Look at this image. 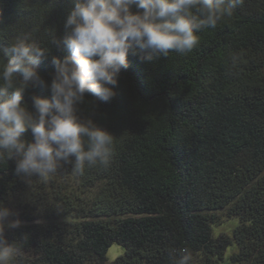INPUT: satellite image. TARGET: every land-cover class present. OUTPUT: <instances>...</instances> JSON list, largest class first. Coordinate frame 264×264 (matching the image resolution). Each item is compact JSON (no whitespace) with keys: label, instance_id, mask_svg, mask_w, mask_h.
I'll use <instances>...</instances> for the list:
<instances>
[{"label":"trees","instance_id":"trees-1","mask_svg":"<svg viewBox=\"0 0 264 264\" xmlns=\"http://www.w3.org/2000/svg\"><path fill=\"white\" fill-rule=\"evenodd\" d=\"M70 8L0 0V43L22 32L62 36ZM198 35L186 55L129 56L116 97L97 101L95 122L115 136L107 169L78 178L65 170L30 186L13 162L0 163V202L22 221L8 237L28 236L21 264H106L112 244L124 253L111 264H167L168 247L190 248L194 264H220L232 240L214 239L211 224L231 218L239 251L230 264H264V0H244ZM66 54L51 47L50 56ZM38 71L49 80L53 69L46 60ZM33 92L48 95L37 88L26 99Z\"/></svg>","mask_w":264,"mask_h":264},{"label":"clouds","instance_id":"clouds-1","mask_svg":"<svg viewBox=\"0 0 264 264\" xmlns=\"http://www.w3.org/2000/svg\"><path fill=\"white\" fill-rule=\"evenodd\" d=\"M243 3L70 0L62 36L47 30L41 39L22 32L11 43H0V163L13 162V174L30 186L33 178L45 182L65 170L78 178L86 168L107 169L115 136L95 122L97 101L107 104L116 97L128 57L152 63L170 53L186 55L197 47L198 33L231 19ZM51 47L67 54L50 56ZM238 59L232 57L233 66ZM46 60L53 69L49 80L38 71ZM37 88L48 95L33 92L26 99ZM18 216L0 202V264H21L24 256L28 236L8 237L22 227ZM165 251L167 264H194L188 247Z\"/></svg>","mask_w":264,"mask_h":264},{"label":"rangeland","instance_id":"rangeland-1","mask_svg":"<svg viewBox=\"0 0 264 264\" xmlns=\"http://www.w3.org/2000/svg\"><path fill=\"white\" fill-rule=\"evenodd\" d=\"M223 212L216 213L218 216H222ZM238 218L224 219L219 223L211 224V234L214 239L221 235H226L231 238L232 243L226 248L224 259L220 264H230V258L232 255L237 254L239 249L236 243L232 239L233 230L238 226ZM124 250L117 244H112L106 253V264L113 263L118 257L122 256Z\"/></svg>","mask_w":264,"mask_h":264}]
</instances>
